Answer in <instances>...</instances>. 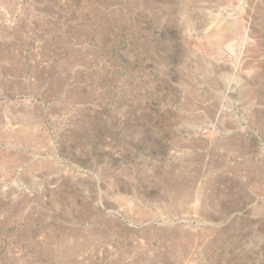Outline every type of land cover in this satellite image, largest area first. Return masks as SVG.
<instances>
[{
  "label": "rangeland",
  "instance_id": "obj_1",
  "mask_svg": "<svg viewBox=\"0 0 264 264\" xmlns=\"http://www.w3.org/2000/svg\"><path fill=\"white\" fill-rule=\"evenodd\" d=\"M0 264H264V0H0Z\"/></svg>",
  "mask_w": 264,
  "mask_h": 264
},
{
  "label": "bare ground",
  "instance_id": "obj_2",
  "mask_svg": "<svg viewBox=\"0 0 264 264\" xmlns=\"http://www.w3.org/2000/svg\"><path fill=\"white\" fill-rule=\"evenodd\" d=\"M126 1H127V0H126ZM129 1H130V2H132V1L134 2V0H132V1L129 0ZM244 43H245V42L241 43V47H240V48H243ZM241 51H242V50H241ZM240 61H241V60H240ZM241 64L243 65V63H240V65H241ZM239 67H240V66H239ZM233 87H234V86H233V83L228 84V86H227V88H226L227 92H228V93L232 92V91H233ZM168 179H169V178H168Z\"/></svg>",
  "mask_w": 264,
  "mask_h": 264
}]
</instances>
